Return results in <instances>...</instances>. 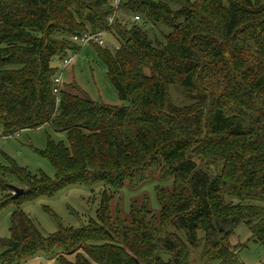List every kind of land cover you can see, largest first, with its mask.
<instances>
[{"label": "trees", "instance_id": "trees-1", "mask_svg": "<svg viewBox=\"0 0 264 264\" xmlns=\"http://www.w3.org/2000/svg\"><path fill=\"white\" fill-rule=\"evenodd\" d=\"M84 34L115 40L86 45L128 105L62 83L54 92ZM44 126L68 135L41 153L55 177L8 158L0 210L72 185L113 192L101 193L97 220L47 236L15 211L0 264H192V250L203 264H244L246 245L232 241L240 225L264 245V0H0V136ZM8 177L24 190L16 199ZM151 182L163 184L158 213L145 196L129 218L113 214L114 193Z\"/></svg>", "mask_w": 264, "mask_h": 264}, {"label": "rangeland", "instance_id": "rangeland-1", "mask_svg": "<svg viewBox=\"0 0 264 264\" xmlns=\"http://www.w3.org/2000/svg\"><path fill=\"white\" fill-rule=\"evenodd\" d=\"M156 36L158 39H162L159 31H156ZM103 40L104 46L117 45L108 34L103 36ZM69 58H71V62L65 69L61 64L58 65L60 75H62V87L71 88L79 95L86 94L91 100L98 103L113 107L128 105V102H123L118 98L114 86L108 78L107 66L99 57L94 46L86 45L80 51L69 52L67 59ZM171 95L175 102L181 100L173 89H171ZM49 137L66 146L69 144L66 133L55 132L50 126H44L39 130L23 131L18 136L9 139L0 136V166H7L9 158L18 166L27 169L33 177L44 173L51 179L54 178V167L41 155L46 150ZM7 180L11 182L12 186L22 189L16 179L8 177ZM158 185L163 186V184L151 182L138 189L123 188L118 193H114L111 201L113 214L115 215L119 208L122 217L129 218L132 202L135 200L140 206L145 196L151 210L158 213L160 211V205L156 198ZM105 190L113 192L103 183L94 186L72 185L51 197H40L35 201L23 202L19 206L11 203L0 210V239L10 238L12 215L19 209L28 215L46 236L52 235L58 230V223L64 227L80 228L90 220H97L101 193ZM1 197L0 193V199ZM52 214H55L57 220ZM250 237L251 234L244 224L235 231L233 244L246 245L238 253L240 261L244 264H264V245L251 242ZM191 263L203 264L197 251L192 250ZM28 264L52 263L37 259Z\"/></svg>", "mask_w": 264, "mask_h": 264}, {"label": "built area", "instance_id": "built-area-1", "mask_svg": "<svg viewBox=\"0 0 264 264\" xmlns=\"http://www.w3.org/2000/svg\"><path fill=\"white\" fill-rule=\"evenodd\" d=\"M121 0H113V2L118 5L120 3ZM113 18V17H112ZM111 18V21H112ZM135 20H140V17L136 16ZM74 41L81 43L82 45H86L91 41L97 42L100 45H104V41H103V35L102 34H84L82 36H75L73 38ZM71 62V58L66 59L64 61L61 62V65L64 67V69L70 64ZM62 83V75H59L56 79H55V89L54 92L58 93L59 91V87L61 86Z\"/></svg>", "mask_w": 264, "mask_h": 264}, {"label": "water", "instance_id": "water-1", "mask_svg": "<svg viewBox=\"0 0 264 264\" xmlns=\"http://www.w3.org/2000/svg\"><path fill=\"white\" fill-rule=\"evenodd\" d=\"M14 191H15L14 197H13L14 199L18 198L21 194L24 193L23 189H19V188H16V187H14Z\"/></svg>", "mask_w": 264, "mask_h": 264}]
</instances>
